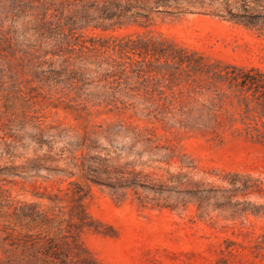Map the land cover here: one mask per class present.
<instances>
[{"label": "rangeland", "instance_id": "374dc122", "mask_svg": "<svg viewBox=\"0 0 264 264\" xmlns=\"http://www.w3.org/2000/svg\"><path fill=\"white\" fill-rule=\"evenodd\" d=\"M152 1L140 24L78 15L58 52L27 47L25 0H0V262L6 237L45 234L83 196L97 264H264V139L244 131L264 108L215 78L264 75V26L230 16L236 0Z\"/></svg>", "mask_w": 264, "mask_h": 264}, {"label": "trees", "instance_id": "16d2710c", "mask_svg": "<svg viewBox=\"0 0 264 264\" xmlns=\"http://www.w3.org/2000/svg\"><path fill=\"white\" fill-rule=\"evenodd\" d=\"M152 2V0H25L13 5L12 10L15 13L20 10L24 12L26 9L30 12L29 24L32 25L33 34L37 39L27 47L36 49L41 47L40 40H52L50 45L60 52L63 48L74 45V41L81 37L76 36L75 32L78 15H82L85 22H93L94 27L107 30L123 25L124 21L129 19L134 23H139L138 19L149 20L150 14L159 10V4L155 1V7H150ZM249 2L254 3L252 8H249ZM236 3L238 12L228 11L230 16L237 18L246 27L260 29L258 23L264 26V0H236ZM105 23L108 25L105 26ZM128 43L129 41L126 45ZM84 44L83 42L81 46L84 47ZM140 48L133 43L131 49ZM143 51L145 54L149 52L146 49ZM199 59L203 60L202 57ZM224 69L227 70L225 74H215V78H224L229 88H237L240 95L251 92L253 100L257 99L258 104L264 108V75L259 70L232 64L224 65ZM241 101L246 115L253 112L247 96H242ZM260 116L264 117L263 111ZM262 128L263 131H260L257 127L245 126L244 131L251 138L264 139V124ZM82 199L83 196L76 199L79 204L70 208L66 219L55 221L46 215L42 216L45 234L18 233L6 237L3 240V244H6L3 251L4 260L0 264H97L79 242L80 233L89 227V218L82 207ZM74 208H78L79 212ZM22 216L26 215L22 213ZM52 227L57 233L50 236L48 231Z\"/></svg>", "mask_w": 264, "mask_h": 264}]
</instances>
